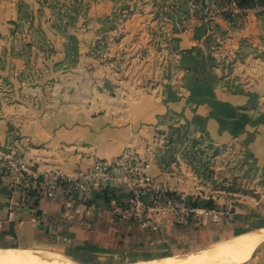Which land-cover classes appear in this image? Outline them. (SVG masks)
Returning a JSON list of instances; mask_svg holds the SVG:
<instances>
[{
  "label": "crops",
  "instance_id": "obj_1",
  "mask_svg": "<svg viewBox=\"0 0 264 264\" xmlns=\"http://www.w3.org/2000/svg\"><path fill=\"white\" fill-rule=\"evenodd\" d=\"M41 9L31 0H0V157L10 155L26 168L0 178V249L55 253L78 264H121L212 242L201 227L176 225L168 215L155 216L163 233L118 219L112 206L127 193L110 185L44 199L35 218L31 198L20 191L24 180L41 181L45 171L55 169L85 170L124 150L148 162L156 180L185 194L209 178L228 185L231 177L239 178L238 169L251 181L248 172L256 168L262 183L238 190L240 198L214 195V203L227 209L230 200L238 201L220 220V239L264 232V30L259 22L252 23L251 14L243 20L217 16L181 34L177 46L187 51L178 66L165 69L152 93L134 99L128 111L114 112L111 100L96 95L105 80L79 78L89 71L81 64L92 58L85 44L93 46L95 34L71 40L75 45L65 50L68 40L58 32L66 26L53 23ZM99 25L86 27L95 31ZM202 25L206 32L198 35ZM190 199L207 200L200 188L185 201Z\"/></svg>",
  "mask_w": 264,
  "mask_h": 264
},
{
  "label": "rangeland",
  "instance_id": "obj_2",
  "mask_svg": "<svg viewBox=\"0 0 264 264\" xmlns=\"http://www.w3.org/2000/svg\"><path fill=\"white\" fill-rule=\"evenodd\" d=\"M31 2L34 6H40L41 10L46 11L48 19L53 23L66 26V31L60 29L61 32L59 27L55 28L61 37L64 36L68 40L62 44L65 50H72L75 43L71 40L76 41L78 38L83 40L95 34V44L93 46L85 44V51L89 52L92 58L86 57L81 64V67L89 71H84L79 78L90 79L95 84L97 80H105V88L103 85H98L99 91L96 95L98 99L111 100L110 109L114 112L128 111L134 99H140L141 96L152 93L162 72L164 73V70L172 67L173 64L178 66L181 56H184L182 54L187 51L177 46L178 37L186 32L193 33L204 20L214 21L217 16L226 20L231 15H237L243 20L251 14L252 23L255 21L258 25L259 22L260 30H264V22H261L264 18L260 17V14L264 12V3L261 0H31ZM94 22L100 24L95 31L91 30V27H86ZM77 24H80L78 28ZM206 29L207 27L202 25L197 34H204ZM110 43L113 45L112 49L110 48L111 51ZM236 63L244 65L243 68H245L246 63ZM234 65V60L227 64L229 68H233ZM208 170L212 171L210 168ZM235 173L239 178L231 174L232 182L229 181L228 185H220L216 179L209 178L207 183L204 182L202 186L197 187L201 189L206 201L213 204L215 201L211 199V195L240 198L241 193L238 190L248 191L251 190L252 185L262 183L261 179H258L261 173L256 168H251L248 172L251 174V181L245 176L246 172L238 169ZM229 202L235 206L238 201L230 200ZM220 220L217 222L206 220L202 224L195 225L207 233L208 241L212 240L207 245L198 242L199 244H192L191 249L172 256L123 260L121 264L144 262L154 264L161 259L178 260L187 255L202 259L219 243L227 242L219 238L221 232L219 230H222ZM202 238L201 234L196 237L197 240H203ZM0 250H7L16 256L51 257L44 251ZM249 254V252L245 253V255ZM63 257L65 256H59V259Z\"/></svg>",
  "mask_w": 264,
  "mask_h": 264
},
{
  "label": "built area",
  "instance_id": "obj_3",
  "mask_svg": "<svg viewBox=\"0 0 264 264\" xmlns=\"http://www.w3.org/2000/svg\"><path fill=\"white\" fill-rule=\"evenodd\" d=\"M148 168V162L138 159L130 150H124L114 160L95 161L85 170L71 173H63L59 169L45 171L41 181L24 180L20 191L31 198V209L36 218L37 205L58 193L68 197L87 193L94 187H118L127 193V199L113 204L111 211L114 216L158 233H163L164 229L155 220L157 215H168L174 224L183 226L199 225L206 220L217 222L227 213L228 210L217 203L206 206L195 203V199L185 201L189 194L194 198L199 191L197 186L192 194H185L175 186L156 180ZM25 169L24 164L16 163L10 155L0 157V178L11 170L20 173ZM9 187L15 188L13 183ZM210 197L215 201L214 195ZM47 224L52 225V220Z\"/></svg>",
  "mask_w": 264,
  "mask_h": 264
},
{
  "label": "bare ground",
  "instance_id": "obj_4",
  "mask_svg": "<svg viewBox=\"0 0 264 264\" xmlns=\"http://www.w3.org/2000/svg\"><path fill=\"white\" fill-rule=\"evenodd\" d=\"M262 242H264V232L260 234H244L236 236L229 241L227 240V242L219 243L213 250L206 253L202 259H197L193 255H187L183 259L178 260L161 259L154 262V264H238L239 262L240 264H264V252L249 257L252 250ZM247 252L250 254L245 255ZM46 255L51 257L41 258L34 255L16 256L10 254L7 250H0V264H75L66 257L59 259V256H62L60 254L46 253ZM245 256L247 257L245 258ZM137 264L152 263L144 262Z\"/></svg>",
  "mask_w": 264,
  "mask_h": 264
},
{
  "label": "water",
  "instance_id": "obj_5",
  "mask_svg": "<svg viewBox=\"0 0 264 264\" xmlns=\"http://www.w3.org/2000/svg\"><path fill=\"white\" fill-rule=\"evenodd\" d=\"M264 252V242L260 243L259 245H257L253 251L251 252L249 257L255 256V254H261Z\"/></svg>",
  "mask_w": 264,
  "mask_h": 264
},
{
  "label": "trees",
  "instance_id": "obj_6",
  "mask_svg": "<svg viewBox=\"0 0 264 264\" xmlns=\"http://www.w3.org/2000/svg\"><path fill=\"white\" fill-rule=\"evenodd\" d=\"M261 2H263L264 3V0H261ZM203 205H206V206H211L212 204L210 203V202H205V203H203Z\"/></svg>",
  "mask_w": 264,
  "mask_h": 264
}]
</instances>
